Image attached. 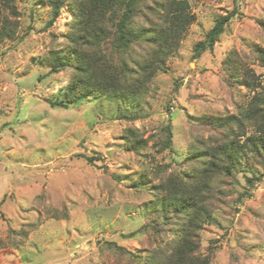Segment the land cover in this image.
Masks as SVG:
<instances>
[{
  "label": "rangeland",
  "instance_id": "374dc122",
  "mask_svg": "<svg viewBox=\"0 0 264 264\" xmlns=\"http://www.w3.org/2000/svg\"><path fill=\"white\" fill-rule=\"evenodd\" d=\"M187 1L195 20L145 92L126 103L132 112L108 95L53 106L70 70L50 71L48 55L64 45L72 14L63 7L49 25L51 7L29 0H16L18 15L5 11L18 27L0 39V264H137L106 243L151 250L171 238L129 237L152 219L154 193L139 180L187 179L202 162L187 159L192 150L254 133L247 123L217 129L204 119L239 115L264 98V0ZM233 10L214 47L196 57L195 45ZM168 125L171 148L163 145ZM263 172L264 158L242 156L231 174L210 177L213 217L194 236L198 262L264 264Z\"/></svg>",
  "mask_w": 264,
  "mask_h": 264
},
{
  "label": "trees",
  "instance_id": "16d2710c",
  "mask_svg": "<svg viewBox=\"0 0 264 264\" xmlns=\"http://www.w3.org/2000/svg\"><path fill=\"white\" fill-rule=\"evenodd\" d=\"M28 1V0H18ZM32 4L46 2L52 9L49 25L66 7L72 14V22L64 35V45L54 46L49 51L50 71L70 70V80L65 89V98L52 101L53 106L67 107L81 98L100 95L119 99V110L127 107L128 101L137 100L147 89L158 69L176 50L183 33L194 22L187 0H29ZM16 0H0V39L13 38L18 27L16 19H9L5 11L19 14ZM230 14L220 16L208 30L204 40L195 45V56L212 49L225 31ZM264 98L254 97L251 104L239 115L227 118L204 119L217 129L237 123L244 128L247 123L255 131L243 143L230 139L206 150H192L187 156L191 162L201 160L200 166L189 168L187 179L177 180L175 175L149 186L154 199L146 207L152 219L129 234H142L155 243L168 233L171 238L165 247L129 250L115 241H108L109 249L128 253L137 264H202L194 257L197 236L203 224L213 217L206 199L208 180L220 172L231 174L242 156L264 158ZM125 106V107H124ZM138 115V112L133 114ZM209 121V122H208ZM164 147L171 148L172 131L167 126ZM245 134V133H244ZM134 140L130 149L137 150ZM91 159V157H88ZM205 160H208L205 164ZM264 179V172L258 176ZM249 182L253 178H248ZM144 251V252H143ZM171 257V258H168ZM203 264H208L205 260Z\"/></svg>",
  "mask_w": 264,
  "mask_h": 264
}]
</instances>
